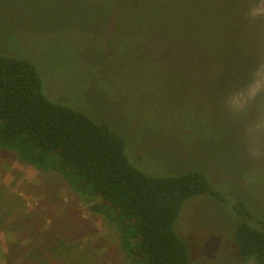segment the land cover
Here are the masks:
<instances>
[{
  "label": "rangeland",
  "instance_id": "rangeland-1",
  "mask_svg": "<svg viewBox=\"0 0 264 264\" xmlns=\"http://www.w3.org/2000/svg\"><path fill=\"white\" fill-rule=\"evenodd\" d=\"M247 3L0 0V55L30 61L51 101L121 135L143 173L200 171L229 203L244 202L264 219V164L243 157L219 107L264 56V21L245 19ZM14 196L25 215L0 231V264L16 246L26 248L21 259L44 252L51 238L64 241L55 254L65 264H130L115 227L90 210L98 200L0 149V201L16 206ZM243 221L202 195L185 202L175 230L191 264H249L234 242Z\"/></svg>",
  "mask_w": 264,
  "mask_h": 264
},
{
  "label": "trees",
  "instance_id": "trees-1",
  "mask_svg": "<svg viewBox=\"0 0 264 264\" xmlns=\"http://www.w3.org/2000/svg\"><path fill=\"white\" fill-rule=\"evenodd\" d=\"M0 149L39 172L59 174L82 197L98 200L90 210L115 227L130 264H191L188 244L175 226L185 202L202 195L250 220L237 225L235 246L249 264H264V219L244 202L229 203L197 170L164 177L143 173L131 163L121 135L79 110L51 101L33 63L3 55ZM14 197L16 206L0 201V231L12 217L16 223L24 218L22 200ZM51 242L47 240L44 252L35 250L22 259L26 248L12 247L8 264H65L55 254L64 241Z\"/></svg>",
  "mask_w": 264,
  "mask_h": 264
},
{
  "label": "clouds",
  "instance_id": "clouds-1",
  "mask_svg": "<svg viewBox=\"0 0 264 264\" xmlns=\"http://www.w3.org/2000/svg\"><path fill=\"white\" fill-rule=\"evenodd\" d=\"M245 19L253 24L264 21V0H248ZM219 107L237 129L234 143L243 157L264 164V56L258 58L246 81L221 96Z\"/></svg>",
  "mask_w": 264,
  "mask_h": 264
}]
</instances>
